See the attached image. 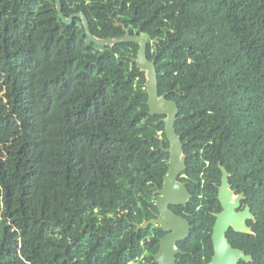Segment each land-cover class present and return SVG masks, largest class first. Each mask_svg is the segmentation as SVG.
<instances>
[{"label": "trees", "instance_id": "16d2710c", "mask_svg": "<svg viewBox=\"0 0 264 264\" xmlns=\"http://www.w3.org/2000/svg\"><path fill=\"white\" fill-rule=\"evenodd\" d=\"M101 39L149 40L160 95L180 107L192 225L177 264H210L225 167L250 207L233 248L264 264V0H62ZM137 43L100 47L56 0H0V264H157L170 170ZM164 143V149H162Z\"/></svg>", "mask_w": 264, "mask_h": 264}, {"label": "water", "instance_id": "95a60500", "mask_svg": "<svg viewBox=\"0 0 264 264\" xmlns=\"http://www.w3.org/2000/svg\"><path fill=\"white\" fill-rule=\"evenodd\" d=\"M57 12L62 22L72 26L76 18L82 19L85 34L88 39L100 46L111 47L121 43H137L140 48L137 58L134 60L141 71L147 73L146 93L149 96L148 106L150 115L162 117L160 122L165 123V135L170 143L168 149H162L170 154V170L164 179L163 187L158 188L159 197L156 201L158 212L155 219L145 221L143 224H136L137 231L147 229L150 226H157L167 234L160 241V250L155 256L157 264H177V256L184 253L177 247L178 243L184 242L191 236L192 225L184 217L176 215L171 206H188L192 195L188 189L187 182L179 181L182 173L187 171V157L183 154L185 144L181 136L176 132V123L180 116L179 105L169 99L170 93L160 95L159 77L156 67V59L149 60L147 52L149 40L144 36L132 35L130 30L123 24L125 35L115 38L101 39L96 37L90 27V22L84 13L73 14L66 17L64 14L62 0H56ZM223 177L219 188L218 199L223 211L215 215L216 223L213 228L214 256L210 264H240L241 261L251 262L252 258L243 251L233 248L227 238V233L233 229L237 233L250 234L249 220H255L250 207L240 210L242 207L243 195H237L232 190L230 175L220 166Z\"/></svg>", "mask_w": 264, "mask_h": 264}]
</instances>
